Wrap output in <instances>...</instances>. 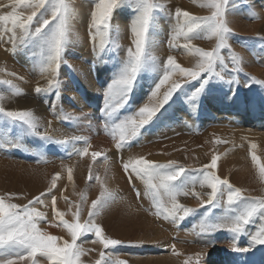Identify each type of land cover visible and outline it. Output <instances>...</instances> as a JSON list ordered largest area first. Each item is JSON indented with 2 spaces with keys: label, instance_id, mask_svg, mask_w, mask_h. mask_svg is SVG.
<instances>
[{
  "label": "rangeland",
  "instance_id": "obj_1",
  "mask_svg": "<svg viewBox=\"0 0 264 264\" xmlns=\"http://www.w3.org/2000/svg\"><path fill=\"white\" fill-rule=\"evenodd\" d=\"M166 1L178 2L173 3L175 5L181 3L182 6L186 7L190 5L191 2H193L194 0ZM182 1L185 3L183 4ZM81 2L88 3L94 8L95 3L98 2V0H71L73 14L69 22L70 30L68 42L65 46V50L63 53V59L68 58V63L63 60V63L59 67L58 72L56 74L60 82L59 96H56V90L40 94H37L35 92V88L38 85L40 87L46 86L47 78H50L48 77V74L41 75V61L38 57V48L29 45L25 49H18L17 53L13 55L10 43H0V66L2 69L5 70L3 71L0 68V81L9 80L7 78H11L14 79L15 82H17L14 84H17L16 86L12 84L8 85L0 83V94H3L4 96V99L0 101V106L4 107L6 110H10L9 107H20L19 110L32 111L34 115L38 117L44 125V128H42L41 131H44L45 129H47L48 131V127L45 120L48 119L52 122L57 120L59 113L56 110L59 109L60 113H63V116H61L63 117L62 131H66V133L71 135V138L68 139L56 138L57 136L53 137L51 132H49L47 134L53 137V140L49 141L42 140L39 137L23 133V135L27 137V140L23 142V146L9 147L8 145L3 146V144L1 143L2 146L0 148V155H2L3 158H8L6 159L8 162L12 161L19 165L11 166L9 163L10 167H7L5 170L0 171V174H4L3 176L0 175V196L6 197V202L16 203L18 205H25L28 203L29 200H32L34 197L39 196L40 193H48L50 191V195H46L44 197L45 204L43 206L37 205L38 210L46 214V220L38 226L41 228L42 231L47 232L48 234L54 237H58L59 239L56 241L57 244H62L65 240L70 241L71 237L68 234L67 230L62 225H59L58 218H54V214L52 211V197L54 196L56 198V210L58 212L64 213V219L66 221L72 222L73 212L76 211L75 199H80L81 195H83L85 197V200L82 204V210L79 214V221L83 223L86 219H88V208L90 206V202H92L93 200L92 196L94 194L100 195V184L97 183V181L95 180V176L99 175L101 177V181L105 182L106 178L110 177L109 170H111V175L114 174V176L116 177L119 170L122 168V166L117 164L114 161V158H112L111 156H109L110 158L108 157V165H105L104 156L110 152H114L117 155L116 158H121V156L118 155L119 152L116 150L115 146L111 145L110 147V144H107V146L105 147H100L96 151L102 153V155L97 157L96 160H93L92 154H86L83 156L80 155L79 153L82 152L85 147H87L89 150V144L80 136V134L78 135L77 132L73 130L74 127L71 128V126L74 125V123L75 125H82L83 123L91 127V123L84 122L83 120L72 122L70 119L71 117H67L64 114L63 109L61 107H58L60 105L63 107L64 105L70 106L71 104L72 109L77 108V105L74 106L73 104L75 103L70 100V98H68V95L74 92L77 97L79 96L78 98L81 101L78 105V108L81 112V114L79 113L81 119L83 118L82 115L88 113L83 108L82 104L87 109L95 110L96 113L98 112V116H101V114H103L101 112V108L103 107V91L104 88L107 86V83L109 82H107L103 71H99L98 75L96 74L95 59L93 57L94 44L90 40L88 30V25L90 22V11H86V16L82 12ZM155 2L161 3L164 1L155 0ZM201 2L202 0H200L199 3ZM248 2H252L253 4L257 5L258 11L264 12V0H230L228 8L233 13V9H235L236 11H239V8L246 11L249 10L247 12L244 11L243 14L245 15L251 11V8L248 7ZM12 3L13 0H0V5H10ZM181 4L179 5V7H181ZM0 8L6 9V12H10L12 10L11 7ZM198 9L204 13L203 16L211 15V10L208 8H202L199 6ZM17 11L23 12L27 15L30 13L31 10L27 8H17ZM160 13L157 12L156 14V26L151 33V38H154L156 40L155 42H158V48L151 52L157 57L158 61L166 59L167 56L171 54L175 57V59L182 58L184 60L183 67H194L193 64H190L189 60L193 58L197 61L198 57L190 54L187 50L182 47L185 43H187V41H184L183 45L180 44L179 49L169 48L170 40H172L174 43L184 40L183 37L175 36L176 30L179 27L174 17L175 11L173 9L166 8L164 12ZM192 15L196 16L195 14ZM161 16H163V19L166 23L170 22V24L173 25V28L167 29L166 32L163 29V32H160L159 27H161V25L158 17ZM86 17L88 24L85 23ZM119 18L123 20H129L130 29L133 15L126 6L116 11L111 21L113 26H122L121 20H119ZM242 19L243 21H245V23L249 22L246 17H243ZM10 26L11 25H9V27ZM34 27L35 25H33V29ZM3 29L4 26L2 23H0V32H2ZM85 32V38L87 39V51L89 52V54L87 55L86 65L90 67V75L93 79V84L90 86L89 89H86L81 85L83 81H86L87 76L85 68L82 66L83 62L81 61V58L84 57L83 49L85 47V38L83 33ZM232 32L234 33V35H232L229 39V41H231L230 45L232 53L236 54L238 53L239 49H245L247 45L242 44L244 41L243 39L251 36L252 38H255V40H253L252 46L249 45L251 48L250 50H252L255 55L257 54V57H254V63H256L257 61L260 62V60L261 62H264V37H262L263 35H259L257 33V35H252L248 32L243 33L234 30ZM3 39L6 41L7 36H5ZM203 40V37L195 38L191 41V45L193 47L202 48L206 44H204ZM96 45H99V38H97ZM111 46L114 47V45ZM129 47H133L134 49L132 41L130 42V44L126 42L125 46L119 48L117 52L106 51L105 53L110 54L111 56H116L118 58V55L121 53L126 55L127 49ZM6 48L8 50H6ZM170 50L173 53L168 52ZM28 51H31L33 58L27 59L26 54ZM221 54L225 57L226 62L229 63V67H231L229 50L222 49ZM18 56H20L21 60L17 59ZM239 57L242 58L241 56ZM113 59L112 63L116 62L115 58ZM105 61L108 62L107 59H105ZM242 61V71L232 74L235 79L239 82L238 84H233L230 86L226 82L217 81L210 83L205 88L199 100L196 102L197 107H200L201 111L203 110L202 112L200 111L198 112V114H196L194 112L188 113L187 111H185L186 108H184V106L186 104V97L188 93L192 90L191 84L184 85L177 93L174 94L175 96L180 95L181 97L178 104L175 102L173 95L169 102L163 106L161 110L163 113L166 112L172 106H178L176 109L177 111H179L180 114V122H183L184 120L183 123L186 124L182 127V130L180 129L175 132L167 133L164 136H161L160 138L154 139L152 142H143L141 134L138 139L134 140L131 143V147L126 149L129 150V152L131 150L137 149L132 153L135 154V157L143 156L148 160H152L159 163L176 161L179 166H182L188 170L189 187H192L191 181L193 180V178H195L194 191L197 193H207L208 191H210V189H208L206 186H200V180L203 179V176L200 174L199 170H201L204 165L210 164L212 156L216 155L218 157L217 168L213 169L212 171H214L222 179L227 178L230 183H232L235 187H239L246 190L244 193L246 196L264 197V179L261 178L259 168L257 167V164L264 166V103L261 104V99L258 98H264V79H260V77L256 76L255 73L246 66L247 60L245 58H242ZM177 63L179 62L177 61ZM13 67H17L18 73L13 71ZM33 67H36L38 70L36 73H34V75H31L30 72H26L28 71V68L33 69ZM8 69H11L12 72ZM60 69L65 74V77L62 73H60ZM145 71L141 75H144L145 73L147 74V72ZM25 75H27L28 79L25 78ZM154 75L157 78L158 74L154 73ZM21 77L25 79H20ZM64 78H68L69 81H63ZM172 79H179V77L174 76L172 77ZM192 84H196V82L193 81ZM13 86L15 88H19L20 92L14 93ZM152 87H154V85L147 86V90L141 94L140 100L136 101L139 102L138 105L141 104V101L145 100V103L154 102L149 100L151 94L150 89ZM166 87L167 85H164L160 89V94L163 93ZM71 88L72 90L74 89L73 92H71ZM232 88L235 89V95L232 94ZM34 97L41 98L42 101L39 100L40 102H36L34 100ZM220 97L223 99H227V105L229 99H239L241 102L246 103L243 104L240 102L241 112H239V128L235 129L233 125H236V123L230 122L228 121V118H225V113H228L226 111L228 109L223 110L222 113L219 109H217L219 108L217 99H219ZM6 99L8 101H6ZM55 100L57 102H54ZM248 100L251 103L248 102ZM8 103L9 107H6L5 105ZM12 104L14 106H12ZM94 105H96L95 109ZM227 105H225L226 108L229 107V105ZM212 106H214V108H212ZM259 106H262L263 108ZM52 108L56 109L55 112L51 114L47 113V111ZM43 109L45 112H43ZM125 111L126 108L121 109L119 115L122 116L123 114H125ZM180 111L182 113H180ZM194 114L196 115L193 116ZM88 115L94 116L91 113H88ZM74 116L76 117L77 115H73L72 117ZM5 120L6 118L0 116V121L5 122ZM188 120L193 121L192 123H190V127L187 125ZM202 120H204V124L201 123ZM198 121L200 122L199 124ZM95 123L103 126L105 124L104 116L97 118ZM7 124L12 127H17L19 129L18 125H12L11 122H7ZM155 129L156 128L153 127L152 129H150V132L155 131ZM87 130L90 131L91 137H93L96 141H99L101 139L102 134L97 133L95 128L93 129L91 127V129ZM227 130H229V132ZM143 132L144 131H142V133ZM75 137H80L82 139L76 140L74 139ZM65 139L69 141L67 144H59L55 142ZM38 142H40V144L44 142L46 146H38L34 144ZM51 144L55 145L56 147H52ZM253 144L256 145L255 148H251V145ZM45 147L48 152L45 150ZM10 148L13 149L11 154L16 153L15 157H12L10 152H8ZM129 152H127V154H129ZM250 152L251 154L256 155V163H253ZM3 158L0 157V162L2 160H5ZM13 158L18 159L17 162L13 161ZM35 158H48V160L44 162H32V160L36 161ZM71 161L72 164L75 166L73 169L70 164ZM69 169H71V179H69ZM21 172H25V174L34 173V177H37L34 180L28 177H24L23 179L17 178ZM90 174L93 177L91 180H89ZM53 176H56L55 188H51ZM14 178H17L15 181L20 180L19 192L10 193L7 192L6 189L5 191L2 190L1 179H7L8 182H12ZM26 180H31L32 182L35 180H40L42 182V190H40V192H38L37 194L32 193L30 190H28L27 192ZM137 180L140 184L141 180ZM145 189L146 188H141L140 190V204L142 205L139 208L140 211H137L136 207L132 208L128 200L126 201L127 206L118 209V204L115 199V202L110 203L107 208L103 209L101 215L95 218L96 223L102 226L104 230V235L115 240H120V242L123 244L111 246L108 250H104L102 249V246L99 243H92V240L95 237L93 234H88L87 236L83 237L81 240L78 241V244L86 250V254L81 257V261L83 262V264H94V261L99 259L101 251L110 253L111 260L114 261L116 259H120L125 261V264H165L163 261V255L169 253L171 254V257L175 255V257L178 258L179 256L176 254H178L181 250V254L183 255V257H185L187 254L190 253L188 247L191 245L195 246V242L197 240L199 241L198 243H200V245H198L200 251H197L196 253H205L209 248H212V243H215V241H212L211 246H209L210 244L207 245L205 242L200 241L201 237L213 239H217L214 237H220L218 241L224 240L221 244L227 243V246L223 248V250H225L223 251V254L221 253L218 256L212 255L213 261L217 264H222V259L226 255L231 256L233 254L235 256L236 254V256L239 257L240 261H236L237 264H251L253 262L252 260L254 257H249L250 253L251 255H253L254 253L255 257H260L258 254L260 252L261 255H264V245L253 246L247 252L249 253L248 256L245 257L244 255L246 254V252H233L230 248L231 234L227 230H218L208 234H199L198 225L204 215L205 209H200V201L192 195L180 196L179 202L187 207L200 209L199 211L190 214L183 221H178L176 224H173L171 221L164 220L163 216L157 217L154 212L152 213L150 212V210L147 209V203L149 202V198L145 196ZM202 198L206 199V196ZM129 199L134 200L132 196ZM136 202H138V199H136ZM69 205H71V208L69 207ZM164 206L170 207L168 204H166V202L164 203ZM133 209L137 211V213L133 214L137 216L138 214L144 216L142 221L139 220L138 222L136 221L131 224L126 223L123 226H114L112 222L114 216H117L119 214L121 217H125L126 215L128 216V211H132ZM221 212L222 209H216L213 211V213H209V215L218 216L221 214ZM193 223H196L195 225L197 229L191 230V226ZM261 224H264V220H258L254 224L247 226L248 232L251 233L259 229ZM184 225L189 226L187 228L185 226L186 229H184ZM139 226H141V229L138 228ZM181 230H190L191 232L188 233V235H190V238H186L185 240L182 236L177 237V235H173L174 233L180 234ZM188 241H192V243H189ZM203 243H205V246ZM237 244L241 248L248 247L249 235L246 233L245 235L239 237L237 240ZM172 245H175L176 254H173ZM219 249L220 248H216L214 249V251L218 252ZM254 262L255 264H264L262 259L258 260L257 262ZM254 262L252 264H254ZM21 264H25V262H21ZM40 264H48V262H46L45 260H41Z\"/></svg>",
  "mask_w": 264,
  "mask_h": 264
},
{
  "label": "snow or ice",
  "instance_id": "obj_2",
  "mask_svg": "<svg viewBox=\"0 0 264 264\" xmlns=\"http://www.w3.org/2000/svg\"><path fill=\"white\" fill-rule=\"evenodd\" d=\"M229 3L230 0H202L199 6L210 9L209 16H194L180 7L175 9L174 17L179 25L175 36L183 37L187 43L182 47L198 57L194 67L191 68L182 67L171 54L166 59L158 61L151 52L153 47L151 33L156 26V14L165 11L164 3L155 0H98L95 3L90 13L88 30L90 40L94 44L93 53L98 61H103V54L106 51L117 52L120 48L115 40H110V34L118 32L111 23L116 11L126 6L133 15L130 29L134 49L129 47L126 56L114 62L115 68L111 80L103 91L101 108L105 118V131L110 128L108 134L115 141L118 152L131 147V143L142 134V129L184 85H192L186 103L190 108H196V102L210 83L226 82L230 86L239 83L232 74L242 71L243 61L237 54L231 52L229 39L234 33L226 19ZM0 7L12 9L10 12L0 14V23L4 26L3 31L0 32V43H10L13 55L18 49H25L29 45L38 48L41 75L48 74L50 78H47L46 86H37L35 92L40 94L56 90L55 94L59 96L60 82L56 74L63 63V53L69 38V22L73 14L71 0H13L12 4L0 5ZM17 8H27L31 11L25 15L23 12H18ZM250 15L258 18L255 12ZM33 25H35L34 29ZM5 36H7L6 41L3 39ZM198 37L215 38V47L211 50L193 47L191 41ZM97 38H99L98 46ZM177 46L172 40L169 41L170 49ZM222 49L229 50L231 67L221 54ZM145 70L158 74V82H154V87L150 89L149 100L154 102L145 103L135 111L131 109L128 111L129 114L119 115L120 110L126 108L138 77ZM174 76L179 79H172ZM193 81L196 84H192ZM0 83L11 85L10 80H3ZM164 85L167 87L160 94V89ZM13 91L19 93L20 89L13 86ZM232 94L235 95L233 88ZM3 99V94H0V101ZM0 116L6 118L5 123L18 125L19 130L24 134L42 140H53V137L47 134V129L41 131L44 125L32 111L6 110L0 106ZM7 139L6 134L0 136V141ZM55 142L67 144L69 141L65 139ZM255 147V144L251 145V148ZM87 153L88 148L85 147L79 154L83 156ZM101 155L100 152H93L92 158L96 160ZM251 159L253 163L257 162L256 155L251 154ZM217 161L218 157L213 155L210 164L204 165L199 170L203 176L200 186H206L210 191L197 193L194 191L195 178L191 181L192 187H189L188 170L179 166L176 161L159 163L143 156L129 157L127 160L121 158L122 169L129 183L133 184L137 198L140 197V191L135 188L133 178L145 183V196L151 200L157 217L163 216L164 220L176 224L190 214L205 209L198 225L199 234L227 230L231 234L230 248L233 252H248L255 245H264V224L251 233L247 228L258 220H264V197L246 196L244 194L246 190L235 187L227 178L222 179L218 176L212 171L217 168ZM104 163L108 165L106 155ZM257 167L261 178L264 179V166L257 164ZM68 171L71 179V169ZM92 178L90 174L89 180ZM95 180L100 184V195L91 202L88 219L83 223L79 221L85 200L83 195L76 205V211L73 212L72 222L66 221L64 213L56 210V198L52 197L54 218H58L59 225H62L71 237L70 241L65 240L62 244H57L58 237L42 231L38 226L46 220V214L38 210L37 205L45 204L44 197L50 195V191L40 193L25 205L6 202V197L0 196V264H21V262L40 264L41 260H45L48 264H83L81 257L86 254V250L78 244V241L88 234H93L95 238L92 243H99L104 250L121 243L104 235L102 226L96 223L95 218L101 215L103 209L110 203L115 202L116 197L107 188L106 183L101 181L99 175L95 176ZM55 187L56 176H53L51 188ZM182 195L196 197L200 201V209L181 204L179 197ZM204 196L206 199L202 198ZM165 202L170 207L164 206ZM69 207L71 208V205ZM216 209H222L221 214L210 216L209 213H213ZM246 233L249 235V246L241 248L237 240ZM172 249L173 254H176L175 245H172ZM205 255L206 253L203 252L196 253L194 260L189 257L184 264H201V257ZM94 264H125V261L120 259L113 261L110 253L101 251L99 259L95 260Z\"/></svg>",
  "mask_w": 264,
  "mask_h": 264
},
{
  "label": "bare ground",
  "instance_id": "obj_3",
  "mask_svg": "<svg viewBox=\"0 0 264 264\" xmlns=\"http://www.w3.org/2000/svg\"><path fill=\"white\" fill-rule=\"evenodd\" d=\"M164 2H161V3H164L165 5H166V8L167 9H173L174 11H175V9L177 8V7H179V5L181 4H177V5H175L174 3H178V2H171V1H166V0H163ZM183 2V1H182ZM200 0H195V2L193 1V2H191V4L190 5H188V6H182V4H181V9L182 10H184V11H188L189 13H191V14H195L196 16H203L204 15V13L201 11V10H199L198 8H199V5H200ZM185 2H183V4H184ZM249 3V8H251V11L250 12H248V14H243L244 13V11H246V10H243V9H240L239 8V11H236L235 9H233V11H234V13L229 9V8H227V12H226V19H227V21H228V26L232 29V31L234 30V31H239V32H243V33H246V32H248V33H251L252 35H257V34H259V35H263L262 37H264V12H260V11H258V9H257V5H255V4H253L252 2H248ZM81 5H82V12L87 16V14H86V11H90V13H91V11L94 9L93 8V6H91L90 4H88V3H85V2H81ZM230 11V12H229ZM247 11H249V10H247ZM246 11V12H247ZM20 12V11H19ZM229 12V13H228ZM252 12H255L256 13V16L258 17V18H253L250 14L252 13ZM4 13H6V9H1L0 8V14H4ZM160 13V12H159ZM161 14V13H160ZM26 15V14H25ZM243 17H246L248 20H249V22H246L245 23V21H243ZM86 19V21H85V23H87V17L85 18ZM158 19L160 20V25H161V27H159L160 28V32H163V29L165 30V32L167 31V29H169V28H173V25L172 24H170V22H168V23H166L165 22V20L163 19V16H161V17H158ZM119 20H121V27H119V26H113L115 29H117L118 30V32H113V33H111V36H110V40H115L116 41V43H118L121 47L120 48H122V47H124L125 46V43L127 42L128 44H130V42L132 41V34H131V29H129V20H123V19H121V18H119ZM90 21V20H89ZM88 24V23H87ZM118 24H119V22H118ZM84 29H86V28H84ZM257 33V34H256ZM83 35H84V38H85V36H86V32L85 33H83ZM260 38V37H259ZM152 39V41H153V47L151 48V51H153V50H155V49H157L158 48V42H155L156 40L154 39V38H151ZM87 39L85 38V44H84V49H83V52H84V57H82L81 58V61L83 62V67L85 68V71H86V81H83L82 82V86L84 87V88H86V89H89L90 88V86L93 84V79H92V76L90 75V67L89 66H87L86 65V60H87V55L89 54V52L87 51L88 49H87V41H86ZM244 41H243V43L242 44H245V45H247V47L245 48V49H239L238 50V53H236L238 56H241L242 58H245L246 60H247V62H246V66L248 67V68H250L254 73H255V75L256 76H258V77H260V79L262 78V79H264V62H261V60H260V62H256V63H254V57L257 55H255V53L252 51V50H250L251 48H250V46H252V42H253V40H255V38H252L251 36H249L248 38H245V39H243ZM184 41L185 40H182V41H178V42H176V44L178 45L176 48H180L179 47V45L180 44H182L183 45V43H184ZM204 47H202V49H208V50H211V49H213V47H215V45H216V40H215V38H210V39H208V38H204ZM231 41H229V43H230ZM250 45V46H249ZM255 47V46H254ZM247 49V50H246ZM168 52H170V53H173L171 50L170 51H168ZM256 52V51H255ZM22 53V52H21ZM86 53V54H85ZM99 54V53H98ZM19 55V54H18ZM28 55V56H27ZM126 55H124V54H119L118 55V58L116 57V56H111L110 54H106V53H104L103 54V61H98L97 59H96V56L95 55H93V57H94V59H95V66H96V69H95V71H96V74L98 75V73H99V71H103L104 72V74H105V78H106V80H107V82H110V80H111V77H112V73H113V70H114V68H115V65H114V63H112V59L113 58H115V61H118V60H122L124 57H125ZM26 57H27V59H30V58H33V55H32V53H31V51H28L27 52V54H26ZM38 57H39V54H38ZM257 57V56H256ZM40 58V57H39ZM107 59V61L108 62H104L105 61V59ZM17 59H19V60H21L20 59V56H18L17 57ZM251 59H252V61H251ZM22 60H23V58H22ZM64 61H66L67 63H68V58H64L63 59ZM114 60V59H113ZM178 62H179V64L183 67V63H184V60L182 59V58H180V59H176ZM189 62H190V64H193V65H195V63H196V60L195 59H193V58H191L190 60H189ZM88 67V68H87ZM0 68H1V66H0ZM13 69V71H15V72H17L18 73V69H17V67H13L12 68ZM1 70H3V71H5L4 69H2L1 68ZM9 71H11L12 72V70L11 69H8ZM61 70V69H60ZM38 70H37V68L36 67H33V69H31V68H28V71H26V72H30L31 73V75H34V73H36ZM106 72V73H105ZM145 72H147V74L145 73L144 75H140L139 77H138V81H137V83H136V86L134 87V89H133V92H132V94H131V98L129 99V101H128V104H127V107H126V111H125V114H123V115H126V114H129V112L128 111H130L131 109L133 110V111H135V110H137L140 106H142L143 104H145V101H141V104L140 105H138L139 104V102H136V101H138V100H140V97H141V94L143 93V92H145L147 89V86H152V85H154V82L156 81V82H158V79L156 78V76L154 75V73H152L151 71H149V70H146ZM60 73H62L63 74V76L65 77V74L63 73V71L61 70L60 71ZM25 78L26 79H28L27 78V75H25ZM24 78V79H25ZM7 79H9V80H11V84L12 85H14L15 83H17V82H15V80L14 79H11V78H7ZM23 79V80H24ZM60 79V78H59ZM78 79V78H77ZM63 80V79H62ZM79 80V79H78ZM63 81H69V79L68 78H64V80ZM30 83V82H29ZM69 83V82H68ZM79 83H80V81H79ZM19 84V83H18ZM70 84V83H69ZM17 85V84H16ZM16 85H14V86H16ZM35 85V84H34ZM20 86H21V84H20ZM39 86V85H38ZM75 87V86H74ZM142 87V88H141ZM163 87V86H162ZM141 88V89H140ZM74 90V89H73ZM73 90H72V88H71V92H73ZM78 90V89H77ZM81 95V94H80ZM57 96V95H56ZM33 97V96H32ZM43 97H45V96H43ZM79 97V96H78ZM75 94H74V92L73 93H70L69 95H68V98H70V100H72L75 104H73L74 106L75 105H77V108H75V109H72L71 107H72V105L70 104V106L68 107L67 105H64V107L63 106H58V107H61L62 109H63V112H64V114L67 116V117H71L70 119H71V121L72 122H75V121H80V120H83L84 122H89V123H91V127L94 129H96V131H97V133H100V134H102V137H101V139L99 140V141H96L93 137H91V134H90V131H88L87 129H91V127L90 126H88V125H86V124H83L82 123V125H79V124H76L75 125V123H74V125H72L71 126V128L72 127H74V131H76L77 132V134L79 135L80 134V136L84 139V140H86L87 141V143L89 144V150H88V153L87 154H92L93 152H96L100 147H105V146H107V144H110V147H111V145H113V146H115V141H113V139L111 138V135L110 134H108V132H110V128L108 129V131L106 132L105 131V124L103 125V126H101L100 124H96L95 123V121H96V119L97 118H100L101 116H103V114H101V116H98V112L96 113V111L95 110H90V109H87L86 107H84V105L82 104V106H83V108L88 112V113H91L92 115H94V116H91V115H88V113H86L85 115H82L83 116V118L81 119V117H80V114H81V112H80V109L78 108V105L80 104V99L78 98ZM35 98V97H34ZM56 98V97H55ZM180 95H177V96H175L174 95V99H175V102L178 104L179 103V101H180ZM259 99H261V104L262 103H264V98H262V97H258ZM38 99V100H37ZM49 99V98H48ZM47 99V100H48ZM36 102H38L39 100H41V98H35L34 99ZM218 100V104H219V108H217V109H219L220 111H221V113H222V111L223 110H225V109H228V110H226L228 113H225L226 115H225V118H228V121H230V122H235L236 123V125H233V127L236 129V128H239V117H240V113L239 112H241V103H243V102H241L239 99H233V100H230L229 99V101H228V105H229V107H225V105H227L226 103H227V99H223V98H219V99H217ZM250 100V99H249ZM248 100V102H250ZM256 100V99H255ZM6 101H8L7 99H6ZM42 101V100H41ZM243 101V100H242ZM246 101V100H245ZM11 102V101H10ZM40 102V101H39ZM54 102H57L56 100L54 101ZM186 102V101H185ZM241 102V103H240ZM260 102H259V104H260ZM12 103V102H11ZM251 103V102H250ZM57 104V103H56ZM214 104V103H213ZM243 104H246V103H243ZM258 104V103H257ZM59 105V104H58ZM215 105V104H214ZM227 105V106H228ZM6 107H9V103L8 104H6L5 105ZM12 106H14L13 104H12ZM95 106L96 105H94V109H95ZM263 106H264V104H263ZM57 107V106H56ZM178 107V106H177ZM176 106H172V107H170L166 112H162L161 110H162V108H161V110L156 114V116L153 118V120L148 124V125H146L145 127H144V129H142V131H144L143 133H142V135H141V138H142V141L143 142H152L154 139H157V138H160L161 136H164L165 134H167V133H171V132H175V131H177V130H182V127L184 126V125H186V124H184L183 122H184V120H183V122H180L181 120H180V114H179V111H177V108ZM246 107V106H245ZM259 107H262V106H259ZM14 108V109H13ZM184 108H186L185 109V111H187L188 113H192V112H194V113H196V114H198V112H200L201 110V108L200 107H197V108H190L189 107V104L188 103H186L185 104V106H184ZM212 108H214V106H212ZM244 108V107H243ZM263 108V107H262ZM9 109L10 110H19L20 109V107H9ZM70 109V110H69ZM257 109H261V108H257ZM55 108H52V109H50V110H48L47 111V113H49V114H51V113H54L55 112ZM58 113H59V115H58V117H57V120H55V121H49L48 119H46L45 120V122H46V124H47V127H48V131H47V133H49V132H51V134L53 135V137H55V136H57L56 138H71V135L70 134H68V133H66V131H62V120H63V117H61V116H63V113H60V111H59V109L58 110H56ZM182 111V110H181ZM180 111V113H182ZM184 111V112H185ZM203 111V110H202ZM201 111V112H202ZM244 111V110H243ZM43 112H45L44 111V109H43ZM259 112V111H258ZM80 113V114H79ZM184 114V113H183ZM196 114H194L193 116H195ZM206 114V113H205ZM73 115H77L76 117L74 116V117H72ZM122 115V116H123ZM188 115V114H187ZM214 115V114H213ZM223 115V114H222ZM219 116H221V115H219ZM182 117V116H181ZM187 117V116H186ZM190 117V116H189ZM191 117H192V115H191ZM238 117V118H237ZM79 118V119H78ZM213 118V117H212ZM184 119V118H183ZM186 120V119H185ZM214 120V119H213ZM49 122H51L50 123V125H49ZM186 122V121H185ZM188 123H187V125L190 127V123H192L193 121L192 120H188L187 121ZM204 122V120H202L201 121V123H203ZM220 122V121H219ZM222 122V121H221ZM200 122L198 121V124H199ZM204 124V123H203ZM206 124H208V123H206ZM70 125V124H69ZM68 125V126H69ZM211 125V124H210ZM242 125V124H241ZM153 127H155L156 129H155V131H153V132H150V129H152ZM203 127V126H202ZM201 127V128H202ZM242 127V126H241ZM247 127V126H246ZM257 127V126H256ZM162 129V130H161ZM261 129V128H260ZM264 129V128H263ZM214 130V129H213ZM228 132H229V130H227ZM233 131V130H232ZM159 132V133H158ZM235 132H236V130H235ZM4 134H6L7 135V137H8V139L7 140H3V141H0V148H1V146H2V144H3V146H14V145H16L17 143L19 144V147L20 146H23V142H25L26 140H27V137L26 136H24L23 135V133L17 128V127H12V126H10V125H8L7 123H5V122H2V121H0V136H2V135H4ZM146 134V135H145ZM234 134V133H233ZM240 135V134H239ZM17 137H18V139H17ZM105 138V139H104ZM138 139V138H137ZM2 143V144H1ZM35 145H38V146H40V145H45L46 146V144L44 143V142H42L41 144H40V142H38V143H34ZM152 144V143H151ZM51 146L52 147H56L55 145H52L51 144ZM58 147V146H57ZM44 148V147H43ZM3 149H5V148H3ZM12 148H10V150L8 151V152H10V154H11V152H12ZM45 150H46V147H45ZM135 150H137V149H135ZM135 150H131L130 152H129V150H127L126 148L125 149H123L122 150V152H119V156H121V158H123L124 160H127L129 157H135L134 155L135 154H132ZM47 152H48V150H46ZM45 151V152H46ZM127 152H129V154H127ZM1 154H3V153H1ZM12 155V157H15L16 156V153L15 154H11ZM107 157H109V156H111L112 158H114V161L117 163V164H119L120 166H122V164H121V158H116V154L114 153V152H110V153H108L107 155H106ZM0 157L1 158H3L2 157V155H0ZM38 157H40V156H38ZM110 158V157H109ZM3 159H5V160H2L1 162H0V171H2V170H5L7 167H10V165L11 166H19L18 164H16V163H14V162H8L6 159H8V158H3ZM19 159H21V158H19ZM13 161H16L17 162V160L18 159H16V158H13L12 159ZM35 160L36 161H34V160H32V162H44V161H46V160H48V158H35ZM70 160V159H69ZM9 163H10V165H9ZM71 166H72V169L75 167L73 164H72V161H71ZM20 168H21V166H20ZM1 176H3L4 174H0ZM109 175H110V177H108V178H106V180H105V183H106V185H107V188L109 189V190H111L112 192H114V195H115V197H116V202H117V204H118V209H121L122 207H124V206H127V203H126V201L128 200V202H129V204H130V206L132 207V208H134V207H136V210L137 211H140L139 210V208L142 206L141 204H140V197L139 198H136L137 196H135L136 195V192L133 190V184H130L129 183V181H128V178H127V176L125 175V173H124V171H123V169L121 168L120 170H119V172H118V174L116 175V177L114 176V174L113 175H111V170H109ZM35 175H34V173H32V174H25V172H21L20 173V175H18V177L17 178H21V179H23L24 177H28V178H32L33 180L34 179H36V177H34ZM34 177V178H33ZM4 178V177H3ZM16 178V179H17ZM15 178L12 180V182H8L7 181V179H1V188H2V190H4L5 191V189H6V191L7 192H10V193H16V192H19V183H20V180H18V181H15L16 180ZM31 179V180H32ZM31 180H29V181H27L26 180V188H27V192H28V190H30L32 193H34V194H37L38 192H40V190H42L41 189V186H42V182L40 181V180H35V181H31ZM133 183H134V185H135V188H137V189H139V191L141 190V188H146V185H145V183L143 182V181H140V184L138 183V180L136 179V178H133ZM142 184V185H141ZM17 185V186H16ZM97 196H99V195H96V194H94L93 196H92V198H93V200H95L96 198H97ZM131 196H132V198L134 199V200H131V199H129V198H131ZM141 196V195H140ZM80 197V196H79ZM136 199H138V202H136ZM92 200V201H93ZM80 202V199H75V203H76V205L78 204ZM90 205H91V202H90ZM170 206V205H169ZM76 208V207H75ZM147 209L148 210H150V212H154L155 213V211H156V209L154 208V206L152 205V203H151V200L149 199V202L147 203ZM136 210H132V211H128V216L126 215L125 217L123 216V217H121L120 216V214L119 215H117V216H114V218H113V224H114V226H123V225H125L126 223H129V224H131V223H134V222H138L139 220L140 221H142V219L144 218V216L143 215H140V214H138V216L137 215H135V214H133V213H137V211ZM114 212V211H113ZM116 214V213H115ZM196 223H193L192 224V226H191V224H190V226H191V230H194V229H197L196 228V225H195ZM185 226H186V228L189 226V225H184V229H186L185 228ZM138 228H140L141 229V226H139ZM189 229V228H188ZM191 231L190 230H184V231H182L181 230V233L180 234H173V235H177V237H180V236H182L183 237V239H185L186 240V238H190V235H188V233H190ZM193 233V232H192ZM191 233V234H192ZM193 235V234H192ZM121 236V235H120ZM214 238H217V239H213V238H200L201 240L200 241H203V242H205L207 245L208 244H210L209 246H211V242L212 241H215V243L213 242L212 243V248H209L205 253H206V255L205 256H203V257H201V263L202 264H217V263H215L214 261H213V257H212V255H215V256H218V255H220L221 253L223 254V251H225V250H223V248L224 247H226L227 246V243H224V244H221L224 240H220V241H218V239H220V237H214ZM187 240H189V239H187ZM191 240H193V239H191ZM118 241H120V240H118ZM189 242V241H188ZM199 241L197 240L196 242H195V246L194 245H191V246H189L188 248H189V254H187L185 257H183V255L181 254V250L179 251V253L178 254H176V255H178L179 257L178 258H176L175 257V255H173V257H175V258H173V257H171L170 255L171 254H169V253H167L166 255H163V261H164V263L165 264H184V261L187 259V258H189V257H192L193 258V260L195 259V257H194V255L196 254V252L197 251H200V249L198 248V245H200V243H198ZM189 243H192V241L191 242H189ZM205 243H203L204 244V246H205ZM220 244V246H219V244ZM123 243H119L118 245H122ZM204 246H202V247H204ZM130 248H132V247H130ZM216 248H220L219 250H218V252L217 251H214V249H216ZM136 252V251H135ZM255 252H257V251H255ZM204 253V252H203ZM227 254V253H226ZM248 254L249 253H247L246 252V254L244 255V257L245 256H248ZM259 254V256L260 257H255L254 255V253H253V255H251V253H250V256L249 257H254L253 258V262L254 261H258V260H261L262 259V261L264 262V255L262 254L261 255V252L260 253H258ZM230 255V254H229ZM238 255V254H237ZM207 256V257H206ZM261 256H262V258H261ZM173 258V259H172ZM241 259V258H240ZM175 260V261H174ZM251 260V259H250ZM236 261H239V257L238 256H236V254H235V256L232 254L231 256H225V257H223V259H222V264L223 263H226V264H237L236 263ZM244 261V260H243ZM240 262V261H239ZM252 262V263H253ZM251 263V264H252ZM249 264V263H248ZM254 264H255V262H254ZM263 264V263H262Z\"/></svg>",
  "mask_w": 264,
  "mask_h": 264
}]
</instances>
